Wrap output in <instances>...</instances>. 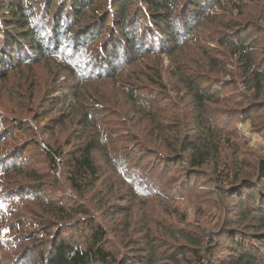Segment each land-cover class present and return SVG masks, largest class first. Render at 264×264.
I'll use <instances>...</instances> for the list:
<instances>
[{
  "label": "trees",
  "instance_id": "obj_1",
  "mask_svg": "<svg viewBox=\"0 0 264 264\" xmlns=\"http://www.w3.org/2000/svg\"><path fill=\"white\" fill-rule=\"evenodd\" d=\"M250 3L0 0V264H264V147H250L256 170L236 157L237 142L264 137V119L252 125L264 109V0ZM209 43L224 49L217 53L225 62L205 50ZM197 48L196 70L187 50ZM40 64L47 75L36 73ZM104 86L122 95L126 113L109 106ZM65 109L77 130L62 142L52 123ZM109 125L125 126L124 135L114 137ZM96 153L127 186V200L155 203L174 223L158 220L153 232L143 214L139 231L127 220L102 225L88 192L102 208L115 206L96 188ZM50 191L62 193L53 199ZM194 208L216 229L187 231L178 213Z\"/></svg>",
  "mask_w": 264,
  "mask_h": 264
},
{
  "label": "rangeland",
  "instance_id": "obj_2",
  "mask_svg": "<svg viewBox=\"0 0 264 264\" xmlns=\"http://www.w3.org/2000/svg\"><path fill=\"white\" fill-rule=\"evenodd\" d=\"M249 1H251L252 4L251 3H250V5L248 4L249 5L248 7H251V5H254L255 1H258V0H249ZM99 3H101V2H99ZM249 10H254V9H249ZM248 11H246V13ZM225 13L226 12L219 13L218 15L221 17V16H224ZM233 20H234V18L232 19V21ZM223 22H225V21H223ZM212 27H214V25ZM214 37L215 38H213V39H216V36H214ZM202 46H203V44H202ZM203 47H205V46H203ZM207 48H209V50ZM263 48H264V45L261 46V49H263ZM205 50H207L209 53H212V55L215 58L221 59V61L225 62L226 59H222V58H224L223 57L224 54L223 55H219V53H217V52H222L223 53V51H221V50H224V49L219 48V46H216L215 44H212V43L210 44L209 43L207 45V47H205ZM202 51H203V49H199V48H197L196 50H187V52L189 53L187 56L188 57H192L193 56V61L189 60V65L192 68L196 69V70H197V68L201 67V63L196 62V61H198L200 59L199 53H201ZM224 52H225V55H227L228 52L227 51H224ZM184 54H185V52H184ZM160 61H161V63H160L161 67H163V69H166L168 64H169L168 59L167 58H162ZM229 64H230V62H229ZM42 66H43L42 64H40L38 66V68L36 69V73H37V71H39L41 74L47 75L48 72H49V67L44 66L42 68ZM233 67L236 68V65L234 63L231 64L230 67H228V68L229 69H233ZM231 71L234 72L233 75L235 77L239 76L238 69L237 70H231ZM163 75H164V81H165L164 83H166V85L167 84L169 85V83L166 80L167 77H165V72H163ZM263 80H264V77H263ZM103 92H104V94H106V97H104V99H107L109 101L108 104H109V106L112 109H115L116 111H119V112L123 111V112L126 113L125 106L119 104L120 101L122 100V95L117 91V89H112V86H110V87L109 86H104ZM247 93L249 95V92H247ZM7 96H8L7 93H3V100L5 98H7ZM177 99L178 100L181 99L182 102L187 100L186 98L182 97L181 95L179 97H177ZM263 101H264V84L262 86L261 98H260V102H263ZM182 102H180V103H182ZM4 105H6L10 109H12L11 108L12 104H7V103L4 102ZM37 105H38V101H36V103H34V106H37ZM59 109L60 108L57 109L56 113L54 114V117H56V114H57V112H59ZM32 111L40 113V110L36 109V107ZM61 112L65 113V114L60 115L57 118L59 120V122L57 123V121H56L55 123H52V125L56 126V128H55V134H56L55 137H58V139L57 138H55V139L63 142L64 137H68V139H69V137H72V135H74L75 130H77V128L74 126L73 120L75 118H74V116H72V113L69 110H66V109H65V111H61ZM180 114L181 113L177 114V116H179ZM18 115H20V117H23L21 115H26V114H22V113L19 112ZM28 115H27L28 117H31L30 114H28ZM263 115H264V109L261 110L260 112L256 111L255 117H253V119H252L253 120L252 125L254 124V126H260L262 121H263V119H264V118H262ZM179 117H181V116H179ZM63 120H64L65 124L62 123ZM46 122H47V120H46ZM40 123L43 124V122H40ZM139 127H140V129H142L143 126L142 127L139 126ZM122 129L125 130V126H123V125H117V126L109 125V133L111 135H113L114 137H120V134L124 135V132H122ZM137 129H139V128H137ZM240 129L242 131H245V133H247L248 130H249L248 123L247 124H243L242 126H240ZM113 130L115 132H113ZM259 131H262V130L260 129ZM170 133L172 134V131H170ZM142 134H143V132H142ZM162 135H166V136H168L170 138V136H169V134L167 132H164ZM43 137L46 138L47 136L45 135ZM160 139L164 140L165 138L161 137ZM166 140H167V138H166ZM72 143L75 144V139L72 141ZM237 145L238 146L240 145L239 146L240 148L238 150V151H240V153H239V155L236 156L237 160L239 162H241L242 165H245V167H248V168L251 167V170H254V169L256 170V166H257V162L258 161L255 158V155H256L255 151L252 150V148H250V147H254L256 149H260V148L264 147L263 134H259V136H256V137L253 136L252 137V141H250V143H249V147H247L246 145H243L241 142H237ZM29 151L31 152V151H33V149H28V153H29ZM228 154H229V152H228ZM95 155H96V157H97V159L99 161L98 165L102 167V171H103L102 180L97 185L96 188L102 190L104 195L106 194L105 197H104L105 198L104 199L105 203H107L108 205H111V206H115L114 209L110 208V210L102 208L101 206L103 205V203H101L100 201L99 202H97V201L95 202V199H97V196L94 195L95 194L94 190H90L88 192V194L86 195L87 196L86 198L90 199L89 202H90V204H91V206L93 208L92 209L93 212L96 215V216L95 215L94 216L99 218V221H101L100 223L102 225H104L105 227L108 228L111 225V223H113V221L121 222V221H126L127 220V222H129V225H130L131 229H133L134 231H136V230L139 231L141 229L140 228L141 227L140 224H142V223H139L138 219L142 218L143 214H147L148 215V218L150 219V221L148 220V226H149L148 228H150L153 232H155L157 227H158V225H155L154 222H156L158 220H161V222H163V224L168 225V226H171L174 223L175 218L174 217L167 218L166 215H165L166 210H164L163 208H160V207H155L156 206L155 203L150 202L148 207H147V206H141L137 202H133V201L130 202L129 200H127V197H128L127 196V192H126L127 186L124 185L120 181V179L117 178V176L111 175L109 173V171L103 166L102 161H100L101 156L99 155V153H96ZM234 158H235V154H233L230 157V160L234 161ZM228 161H229V159H228ZM40 167L44 168L43 170L46 171V169H45L46 164L44 162L41 164ZM217 169H219V168H217ZM212 170H213V168H211V167L207 168L208 172H211ZM254 177L256 179V174H255V176H253V179H254ZM59 179H60L59 180L60 182H58L59 183V187L61 186L62 190H64L67 194L69 193L70 195H72V192L68 189V187L64 183V181H63L64 179L61 178V177H59ZM121 186H123V188H121ZM248 187L249 186H247V189H246V190H248V193H251V192L254 193ZM206 188H210V185H206ZM260 189H261V187H260ZM61 193L62 192L57 193V192L53 191L49 195H51V197L53 199H56V198H58L61 195ZM73 195H74V193H73ZM87 199H84V201H87ZM70 204L72 205L73 202L70 203ZM107 204H104V207L107 206ZM227 205H228V210L233 212V210H232V207H233L232 199L227 201ZM204 208H205V206H204ZM195 209H197V208H194V210L193 209L192 210L189 209L190 211L188 210V211H185V212H179L178 213L180 215H183V217H185L187 219V222H186V224L183 225V227L186 228L187 231H191L194 234L195 233H202V232L208 234L211 229L215 230L216 229L215 228L216 225H215V227L213 229L212 226L214 224H212V220L209 218L210 216H208V215L205 216L204 215L205 212L203 211V208L198 209V210H195ZM104 210L106 211V214H105ZM169 210L172 211L171 209H169ZM160 211H162V213ZM206 211H211V208H209V210L207 209ZM102 212H103V214H102ZM199 214L202 215L201 218H199V216H198ZM111 217H112V219H110ZM165 218H167V221L165 220ZM230 218H231V216H230ZM211 224H212V226H211ZM161 228H163L162 224H161ZM142 235H143L142 233H137L136 235L133 234L132 235V240L133 241L137 240L139 242V241H141ZM160 236L161 235L156 232L155 237L159 238ZM222 241H223V239H220V242H222ZM168 243H169V241H168ZM159 245H160V241L156 242V246H159ZM128 249H130V248H128ZM167 249H168V247L167 248L164 247V248H162L161 252H165Z\"/></svg>",
  "mask_w": 264,
  "mask_h": 264
}]
</instances>
